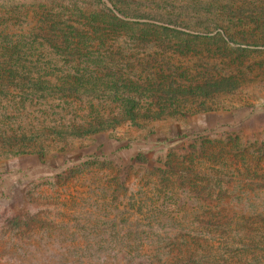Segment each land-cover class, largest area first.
Masks as SVG:
<instances>
[{"label":"trees","instance_id":"trees-1","mask_svg":"<svg viewBox=\"0 0 264 264\" xmlns=\"http://www.w3.org/2000/svg\"><path fill=\"white\" fill-rule=\"evenodd\" d=\"M1 1L0 157H44L47 138L82 139L213 110L200 97L234 91L236 79H197L176 65L166 71L159 57L168 50L189 54L217 39L210 27L226 31V7L231 15L264 16V7L248 1L242 7L226 6V0ZM220 40L226 45L224 36ZM227 42L237 44L230 36ZM141 51L151 61L136 55ZM33 107L43 109V120L23 126L18 116ZM28 138L33 145L20 144ZM184 151L171 154L166 169L145 168L161 174L159 180L174 177L168 176L173 187L182 184L209 206L177 218L153 216L147 224L134 217L129 229L114 227L118 235L144 241L118 243L126 250L114 264H264V194L241 189H264V140L236 138L226 147L208 142ZM210 157L235 166L239 176L225 190L218 175L209 173L207 184L197 175L214 170ZM213 183L219 193L206 188ZM19 222L20 216L11 224ZM106 246L99 245L102 251Z\"/></svg>","mask_w":264,"mask_h":264},{"label":"rangeland","instance_id":"rangeland-1","mask_svg":"<svg viewBox=\"0 0 264 264\" xmlns=\"http://www.w3.org/2000/svg\"><path fill=\"white\" fill-rule=\"evenodd\" d=\"M245 1L264 7V0H226V6L233 2L234 7H242ZM224 19L225 32L213 24L210 27L217 39L189 54L168 50L159 57L166 71L176 65L187 73L192 70L197 79H236V90L200 97L213 110L148 121L141 128L126 124L82 139L47 138L44 157H0V264H107L104 259L108 258V264H114L117 253L123 256L119 251L126 250L118 243L144 242L118 235L114 227L129 229L134 217L147 224L153 216L177 218L209 206L182 184L173 187L168 174L159 180L161 174L156 177L145 165L166 169L163 163L171 154L184 155V148L201 143L221 148L236 138L264 140V16L231 15L226 7ZM229 36L237 44L228 43ZM136 55L144 63L151 61L144 51ZM41 110L30 108L18 120L23 126L36 125L43 120ZM28 139L20 144L33 145ZM94 156L100 160L96 162ZM210 158L214 170L197 175L201 183L211 172L218 175L225 190L228 180L239 176L235 166ZM206 188L215 193L221 190L215 183ZM241 189L264 194L258 187ZM19 216L21 226L11 224ZM103 243L105 251L99 247Z\"/></svg>","mask_w":264,"mask_h":264}]
</instances>
